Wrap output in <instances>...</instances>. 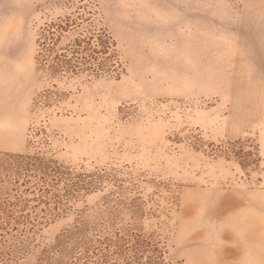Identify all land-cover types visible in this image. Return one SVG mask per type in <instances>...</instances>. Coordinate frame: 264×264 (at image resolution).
Listing matches in <instances>:
<instances>
[{
	"label": "rangeland",
	"instance_id": "374dc122",
	"mask_svg": "<svg viewBox=\"0 0 264 264\" xmlns=\"http://www.w3.org/2000/svg\"><path fill=\"white\" fill-rule=\"evenodd\" d=\"M0 264H264V0H0Z\"/></svg>",
	"mask_w": 264,
	"mask_h": 264
}]
</instances>
